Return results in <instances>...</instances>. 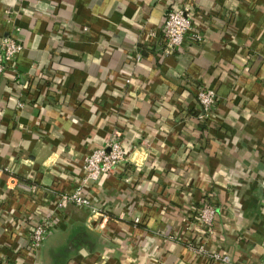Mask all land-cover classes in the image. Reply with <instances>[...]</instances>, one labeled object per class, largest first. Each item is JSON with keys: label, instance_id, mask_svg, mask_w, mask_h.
<instances>
[{"label": "crops", "instance_id": "obj_1", "mask_svg": "<svg viewBox=\"0 0 264 264\" xmlns=\"http://www.w3.org/2000/svg\"><path fill=\"white\" fill-rule=\"evenodd\" d=\"M1 37L22 49L0 77V264H226L192 241L264 264V0H0ZM202 87L218 96L204 119ZM114 131L129 160L84 189L101 214L59 208Z\"/></svg>", "mask_w": 264, "mask_h": 264}, {"label": "built area", "instance_id": "obj_2", "mask_svg": "<svg viewBox=\"0 0 264 264\" xmlns=\"http://www.w3.org/2000/svg\"><path fill=\"white\" fill-rule=\"evenodd\" d=\"M191 29L192 19L189 6L168 11L164 26L167 51H178L183 46L185 34ZM194 37L197 41H201L203 38L200 33L195 34ZM21 49V44L15 39L11 37L0 38V77L6 69V63L14 61ZM127 81L129 82L130 79ZM197 98L202 109L200 118L204 119L216 104L218 96L215 90L202 87L198 91ZM128 160L129 154L123 145L120 133L118 131L112 132L110 138L103 146L94 149L85 157L83 164L84 174L81 177V182L72 193L60 195L58 207L75 204L91 208L93 215L101 214L100 208L96 207L85 195L84 189L89 183L97 181L101 176L115 173L118 167ZM22 187L29 190L28 187ZM217 211V206L209 199L205 200L197 210V218L203 225L206 237L211 236L215 232ZM136 221L138 222L139 218H136ZM53 225L54 220L52 218L44 219L36 225L31 232L30 247L37 250ZM189 248L197 254L207 256L211 261L231 263L228 255L210 251L206 247L205 241L199 243L192 241L189 243Z\"/></svg>", "mask_w": 264, "mask_h": 264}, {"label": "water", "instance_id": "obj_3", "mask_svg": "<svg viewBox=\"0 0 264 264\" xmlns=\"http://www.w3.org/2000/svg\"><path fill=\"white\" fill-rule=\"evenodd\" d=\"M168 13V12H167Z\"/></svg>", "mask_w": 264, "mask_h": 264}]
</instances>
